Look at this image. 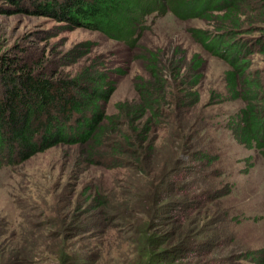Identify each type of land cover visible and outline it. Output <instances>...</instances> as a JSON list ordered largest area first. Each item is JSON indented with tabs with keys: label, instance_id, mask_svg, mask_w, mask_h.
<instances>
[{
	"label": "rangeland",
	"instance_id": "obj_1",
	"mask_svg": "<svg viewBox=\"0 0 264 264\" xmlns=\"http://www.w3.org/2000/svg\"><path fill=\"white\" fill-rule=\"evenodd\" d=\"M34 2L50 0H0V61L18 58L35 76L63 79L71 93L94 96L117 131L128 124L125 106L141 103L143 85L153 86L163 106H142L133 116L147 126L139 137L146 166L128 154L114 160L110 146L117 139L108 137L91 159L82 152L86 145L42 147L38 138L27 159L0 166L6 259L136 264L147 221L145 232L162 250L160 264H222L263 249V150L238 128L244 110L264 115V36L258 39L264 0L239 6L233 17L241 28L232 33L221 30L229 24L215 13L183 20L153 10L132 45L58 4L43 9ZM218 34L229 47L204 41ZM2 148L0 155H8ZM177 158V170L163 182V170Z\"/></svg>",
	"mask_w": 264,
	"mask_h": 264
},
{
	"label": "trees",
	"instance_id": "obj_2",
	"mask_svg": "<svg viewBox=\"0 0 264 264\" xmlns=\"http://www.w3.org/2000/svg\"><path fill=\"white\" fill-rule=\"evenodd\" d=\"M247 1L50 0V2H40L39 4L34 2V5L46 9L53 8L58 4L61 11L78 14L79 19H84L95 28L132 45L135 42L133 36L136 35L135 32L139 28L140 22L145 21V16L153 10L161 13L170 12L178 19L183 20L215 13L224 16V22L229 24L228 27L221 26V30L232 33L241 28L233 16L237 15L239 6ZM197 36L202 37V35ZM263 36L264 33L258 39H262ZM220 39L221 35L218 34L208 36L204 41L210 40V44L215 49L229 47L230 44L227 41H220ZM156 67L153 64L148 66L153 78H156V74L160 71ZM234 74L233 71L230 78H233ZM70 87L71 85L63 79L35 76L30 67L19 61L18 58L6 57L0 61V154L2 147L6 146H8L9 152L6 156L0 155V166H14L19 160L27 159L38 147L36 144L38 138L42 147L67 142L79 144L80 151V145H86L87 148L82 149V152L91 159L92 156L102 153L101 146L104 137L117 139V142L112 144V147L110 146L114 160L125 158V154H128L135 159L136 164L146 166L139 148L142 145L139 137L142 132H145L147 126L144 123L145 125L143 124L141 128L140 123L136 121L137 117L133 116L141 110L142 106H147L152 111L161 110L162 99L153 97V86L148 85V88L146 85L142 86L144 91L141 93L144 96L140 99L141 103L132 105L133 107L125 106L124 112L127 113L124 116L128 120L126 121L128 124L123 128V131H117L112 117L105 116L97 107V98L89 96V94L78 96L71 93ZM246 111L248 110H244L241 115L242 123L238 131L248 144L255 140L256 145L263 150L264 156V140L261 139H264V115L261 118L254 111L251 113ZM86 114L88 116H85ZM71 117H74L75 122L65 125L71 121ZM78 134L80 136H77ZM122 138L125 141L119 140ZM14 153H17V158L12 157ZM177 160L178 158L174 159V162L163 170L161 174L164 178L163 182L167 181L170 172L177 170ZM92 200L96 207L103 209L101 201L94 197ZM148 225L147 221L139 232V247L140 251L143 249V254L141 260L136 264H160L159 261L162 258L160 254L162 250L156 247L157 239L153 240L151 232L148 234L145 232ZM238 259L241 261H237ZM224 262H226L225 264H264V248L251 253H242L234 261H232V257H228L226 261L220 263L224 264ZM0 264L26 263L23 262V259L15 257L6 259V255L0 249Z\"/></svg>",
	"mask_w": 264,
	"mask_h": 264
}]
</instances>
